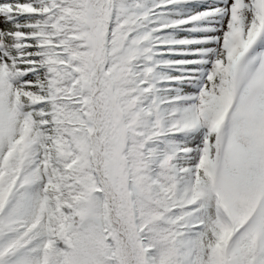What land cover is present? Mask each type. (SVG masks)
<instances>
[{
  "label": "snow or ice",
  "instance_id": "1",
  "mask_svg": "<svg viewBox=\"0 0 264 264\" xmlns=\"http://www.w3.org/2000/svg\"><path fill=\"white\" fill-rule=\"evenodd\" d=\"M0 264H264V0H0Z\"/></svg>",
  "mask_w": 264,
  "mask_h": 264
}]
</instances>
